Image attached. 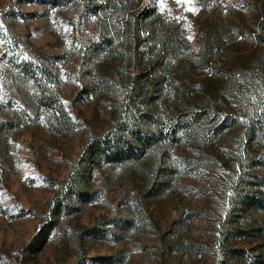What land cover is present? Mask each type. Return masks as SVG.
<instances>
[{
    "label": "rangeland",
    "instance_id": "obj_1",
    "mask_svg": "<svg viewBox=\"0 0 264 264\" xmlns=\"http://www.w3.org/2000/svg\"><path fill=\"white\" fill-rule=\"evenodd\" d=\"M163 1L183 19L184 36L177 49L158 55L162 62L145 80L162 82L159 97L147 84L136 110L177 113L183 99L220 112L212 129L227 117L235 121L219 136L183 139L165 155L156 150L127 165L94 167L84 188L88 199L56 213L59 187L90 141L113 124L130 91L136 50L108 14H84L78 2L0 0V264H246L261 255L264 211L247 207L226 223L225 202L235 192L225 189L247 157L239 150L246 99H264V49L251 8L263 0ZM220 18L233 26L203 67L200 27ZM109 36L113 44L100 46ZM254 152L249 160L264 154V140ZM160 167V173L176 169L163 188ZM222 229L240 255L219 251Z\"/></svg>",
    "mask_w": 264,
    "mask_h": 264
},
{
    "label": "trees",
    "instance_id": "obj_2",
    "mask_svg": "<svg viewBox=\"0 0 264 264\" xmlns=\"http://www.w3.org/2000/svg\"><path fill=\"white\" fill-rule=\"evenodd\" d=\"M68 2H78L84 14L98 15L101 12L108 14L116 27L120 25V29L126 32L129 41L134 44L137 70L133 84L129 88L130 91L121 101L119 113L113 124L85 147L77 164L55 194L52 208L55 212L57 211L56 213L69 209L68 207L76 198L88 199L84 188L89 184L90 171L94 167H100L104 163L114 166L127 165L137 161L140 155L153 154L157 152L156 150L161 155H165L169 152L166 148L175 147L183 139L193 143L197 141L200 134L206 136L209 133H215L214 136H219L226 126L232 125L231 122L236 119L227 117L225 118L227 120L212 129L211 127L220 119V112L214 108L191 105L183 99L178 102L177 107L180 109L177 113L168 112L164 116H158L150 110H136V96L144 93L147 84L153 91L151 97H159L162 82L155 79L153 83H147L145 80H150L151 74L162 62L158 55L163 56L177 49L176 43L180 41L181 36H184L183 19L180 15L165 8L163 0H46V5L55 7ZM252 3L251 8L254 7L253 9L258 12L257 40L259 47L264 49V0ZM235 24V33L239 34L242 27L240 21ZM232 26L231 22L223 18L202 22L199 30L202 51L199 59L201 66L205 67L215 51L222 49L225 43L222 42V38L229 35ZM141 28L146 30L143 35L139 33ZM114 40L115 37L112 36L104 37L99 45L113 44ZM141 47L144 48L141 49ZM155 48L159 51H155ZM259 60L264 63V50L260 52ZM144 66L146 67L142 69ZM184 92H187L186 89ZM248 97L246 99L247 108L243 116V128L239 136L240 155L241 157L247 155V157L240 159V163H236L231 172L233 177L227 180L225 194L229 190L231 192L234 190L235 193L231 202H225L230 211L226 223L232 221L233 217H238L237 213L244 211L247 207L255 206L264 211V154L248 159L251 152L255 153L256 145L264 140V99H254L255 95ZM161 146L165 149H161ZM243 160L249 163L245 165ZM162 169L164 168L160 167L157 174L160 187L166 186L168 179L176 172L175 168H171L160 173ZM253 170L258 173L250 172ZM244 186L249 187L251 194L246 193L242 188ZM220 231L219 251L231 258L240 255L241 251L231 249L226 244L230 238L228 230ZM261 249V255L256 259L251 257L246 264H264V250Z\"/></svg>",
    "mask_w": 264,
    "mask_h": 264
},
{
    "label": "snow or ice",
    "instance_id": "obj_3",
    "mask_svg": "<svg viewBox=\"0 0 264 264\" xmlns=\"http://www.w3.org/2000/svg\"><path fill=\"white\" fill-rule=\"evenodd\" d=\"M178 2H179V0H178ZM185 2H188V0H185Z\"/></svg>",
    "mask_w": 264,
    "mask_h": 264
}]
</instances>
